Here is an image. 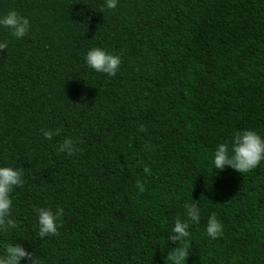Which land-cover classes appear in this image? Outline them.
<instances>
[{
    "label": "trees",
    "instance_id": "trees-1",
    "mask_svg": "<svg viewBox=\"0 0 264 264\" xmlns=\"http://www.w3.org/2000/svg\"><path fill=\"white\" fill-rule=\"evenodd\" d=\"M103 3L0 0V15L31 25L19 40L0 29V166L24 173L0 255L19 243L40 264H171L167 233L196 200L185 264H264V163H210L238 130L264 134V0ZM92 47L121 57L115 76L87 67ZM41 207L64 210L42 239ZM213 212L217 240L204 231Z\"/></svg>",
    "mask_w": 264,
    "mask_h": 264
},
{
    "label": "clouds",
    "instance_id": "clouds-1",
    "mask_svg": "<svg viewBox=\"0 0 264 264\" xmlns=\"http://www.w3.org/2000/svg\"><path fill=\"white\" fill-rule=\"evenodd\" d=\"M118 0H104L103 9L113 10L117 7ZM30 20L27 16L15 10L8 11L0 15V29L7 30L12 38L17 40L24 38L30 31ZM8 46V41H0V50ZM88 68L96 73H103L108 76H115L120 68L121 57L112 54L102 47H92L87 50L84 56ZM56 134L59 129L55 130ZM45 139L50 140L54 134L51 130H42ZM77 141L65 139L60 145V151L71 155L76 151ZM212 169L223 171L231 168L241 174L248 173L264 163V134L253 129L238 130L227 143L217 145L212 158ZM143 172L146 176H151V169L145 165ZM24 184V173L20 168L13 166H0V232L15 229V221L10 218L12 191ZM134 187L140 193L145 191V185L141 181H136ZM186 203L183 206L182 216L175 218L170 231L167 233V243L171 242L176 247L170 248L168 258L171 264H185L188 256L187 241L190 237V228L198 224L201 220V207L198 201ZM38 225V236L42 239L46 236L55 235L60 227V221L64 210L60 207L55 209L41 207L35 209ZM205 234L211 240L222 238L224 226L213 212L208 215ZM40 264L37 257L26 250L19 243L8 245L4 254L0 255V264Z\"/></svg>",
    "mask_w": 264,
    "mask_h": 264
}]
</instances>
